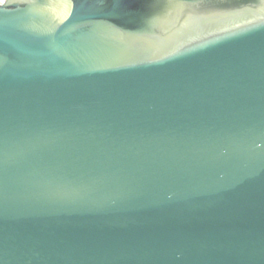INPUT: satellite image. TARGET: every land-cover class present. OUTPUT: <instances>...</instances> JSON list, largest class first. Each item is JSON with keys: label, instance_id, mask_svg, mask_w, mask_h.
<instances>
[{"label": "water", "instance_id": "obj_1", "mask_svg": "<svg viewBox=\"0 0 264 264\" xmlns=\"http://www.w3.org/2000/svg\"><path fill=\"white\" fill-rule=\"evenodd\" d=\"M0 264H264V0L0 5Z\"/></svg>", "mask_w": 264, "mask_h": 264}, {"label": "built area", "instance_id": "obj_2", "mask_svg": "<svg viewBox=\"0 0 264 264\" xmlns=\"http://www.w3.org/2000/svg\"><path fill=\"white\" fill-rule=\"evenodd\" d=\"M7 0H0V5H4Z\"/></svg>", "mask_w": 264, "mask_h": 264}]
</instances>
